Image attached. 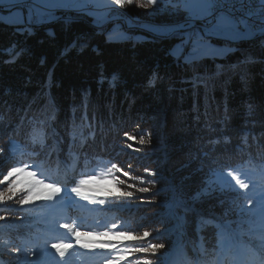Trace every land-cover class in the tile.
<instances>
[{
    "label": "trees",
    "instance_id": "obj_1",
    "mask_svg": "<svg viewBox=\"0 0 264 264\" xmlns=\"http://www.w3.org/2000/svg\"><path fill=\"white\" fill-rule=\"evenodd\" d=\"M152 7L122 10L169 22L163 12L153 15ZM56 14L57 20L30 26L0 22V150L8 153L0 151V179L19 161L45 179L58 178L62 160L76 161L84 179L106 174L115 163L129 172L123 177L112 169L135 185L122 186L133 198L91 205L84 218L92 216L102 230L115 223L135 235L148 231L144 241L131 242L135 246L164 243L155 255L130 256L133 264L137 256L152 264H231L217 225L238 227L234 193L213 187L211 195L191 198L221 171L264 187V38L235 43L223 57L189 62L170 53L175 39L125 29L145 38L110 40V24L96 27L78 12ZM141 138L148 143L141 145ZM140 187L151 191L140 193ZM62 205L38 200L0 206V264H26L39 258L46 242L50 252V243L70 240L65 229L51 230L55 222L67 223ZM243 206L250 207L246 201ZM255 239L260 234L250 225L240 228L242 245ZM43 260L47 264L50 257Z\"/></svg>",
    "mask_w": 264,
    "mask_h": 264
},
{
    "label": "snow or ice",
    "instance_id": "obj_2",
    "mask_svg": "<svg viewBox=\"0 0 264 264\" xmlns=\"http://www.w3.org/2000/svg\"><path fill=\"white\" fill-rule=\"evenodd\" d=\"M80 0H0V11L6 10L7 15H0V22H10L13 18H20L24 22V11L21 5H28L27 23L31 25L35 22H43L45 18L52 20L55 17V11L69 3H79ZM114 6V12L124 9L131 11V8L148 9L152 7L153 15L163 12L169 17V22L160 26L152 24H141L148 32L155 34L159 38H171L177 41L172 49L173 53L183 54L186 49H190L185 59L189 62L199 59L206 55H220L224 49L213 46V39H223L226 41H236L242 38L255 39L257 36L264 38V0H164V7L160 6L159 0H111ZM258 5V7L256 6ZM5 6L6 9H5ZM127 6V8H126ZM123 16L124 12H117ZM71 17L66 21L71 22ZM22 32L32 35L31 29H21ZM48 35L54 36L51 29H48ZM132 39V37H126ZM141 39V38H137ZM43 62V61H42ZM127 135V134H126ZM135 139V137H128ZM139 143L144 145L148 143L141 138ZM132 149L131 144L128 145ZM4 151L7 156L8 153ZM136 151V149H133ZM20 166H9L6 174L0 179V206L7 207V202L14 201L15 204L23 207L36 200L53 201L62 191L59 184L47 182L46 179L38 178L37 173L29 170V166L23 161L17 162ZM130 167V165H129ZM112 169L122 174L123 177H129V172L118 168L115 163ZM112 169L102 176L88 175L87 178L79 180L76 186L70 189L67 185L63 191L68 197L63 202L64 207H72L75 201L72 200V194L89 204L104 205L106 201L113 203L121 199L130 200L134 196L131 190H124L122 186L128 189L135 188L134 184H127L126 180L120 176L114 175ZM156 175V173H152ZM215 175V173H214ZM111 180L116 186V191L101 187L99 180ZM249 182H245L240 175L234 172H228L227 175L221 171L216 175V180L205 179L204 186L191 199L198 200L202 195H211L213 186L217 183L221 185L220 190L225 195L234 193V203L239 202V217L235 221L238 227L233 224L224 223L217 225L220 229L221 245L228 242L227 254L231 257V264H264V187L257 189L256 182L250 177ZM234 181V183H233ZM72 183H76L72 180ZM251 183V188H250ZM227 190V191H225ZM243 190V191H241ZM140 193L150 192L148 187H140ZM63 200V198H61ZM250 207H244V202ZM142 203H151L152 201H141ZM187 211H192L187 207L186 202L180 201ZM113 206H120L114 203ZM2 219V218H0ZM250 225V231H258L261 237L259 245L253 244L249 248L240 243V228L243 225ZM58 227L66 230L65 235L71 236L76 246L81 248L95 250L97 247L105 250L104 264H133L130 256L133 254H151L155 255L158 250L165 248L164 243H147L146 246H129L116 238L130 237L134 241H144L150 236L148 231L140 235H135L131 231L117 230V225L113 223L110 228L103 227V230L81 231L76 225L63 223ZM52 231L57 230V225H52ZM111 237L113 239H82V237ZM74 247L72 242L65 239H57L50 244V248L55 250L52 254L48 251L49 245L46 242L43 250L39 253V258L34 261H26V264H45L44 256L50 257L47 264H66L67 254ZM57 257L59 259H57ZM135 264H152L150 259L141 261L137 256Z\"/></svg>",
    "mask_w": 264,
    "mask_h": 264
},
{
    "label": "rangeland",
    "instance_id": "obj_3",
    "mask_svg": "<svg viewBox=\"0 0 264 264\" xmlns=\"http://www.w3.org/2000/svg\"><path fill=\"white\" fill-rule=\"evenodd\" d=\"M110 3H111V0H110ZM94 4L95 3L94 2L92 3V0H80L79 3H69V4L64 5L63 7H59V8L56 9V11H67L68 12V10L71 11V9L73 10V9H76L77 7H81L82 6L83 8H86L85 9L86 13L89 16L96 17L100 13L97 12L98 9L95 8ZM6 7L7 6H5V9H6ZM26 7H28L27 4L21 5V8L24 11V22H20V18L16 17V18H13L10 22H7L6 24H9V25H21V24H25L26 23V25L30 26L26 22L27 18H28V11H27ZM89 7H91V8H89ZM107 7H105L104 11H103L104 12L103 15L105 17H107L110 14V12H111L110 9L113 6L110 7V6L107 5ZM0 15H7L6 10L0 11ZM144 16L148 17L149 15H144ZM150 16L151 17L153 16L152 13H150ZM55 17L51 21H54V20H57V19L60 18V17H58L57 14L55 15ZM135 18H137V17H135ZM137 19H138L137 20L138 22L157 24V23H154V22L150 21V19H148V18H137ZM33 20L35 21V18H33ZM45 20L47 21L46 23H49V21H50L47 18H45L43 21H45ZM115 20H116V18L111 16L110 19H107L103 23L95 22V23H97V24H99L101 26H96L94 23H92V24L95 25L96 27L102 28L108 22L115 21ZM158 24L161 25V23H158ZM123 26H124V23H122V22L113 23L110 26V29L108 28L106 36L110 40H115V41L126 40V37H129V31H127L125 29L137 28L136 26H128V27L124 26V28H123ZM143 30H145V29H143ZM137 38L143 39V38H145V36H143L142 34L136 33V34H134V41L135 40L136 41L141 40V39H137ZM219 40H223V39H219ZM248 40L249 39H247L245 41H248ZM223 41H225V42L224 43H215V42L211 41V43L213 44L214 47L219 48V49H224L222 54H220V55H206V56H202V57H207V58L215 57V56L216 57H223L230 49H232L231 45L236 43V42L226 41V40H223ZM176 43H177V41L174 42V44L171 46L170 53L176 58H178V57L183 55V60L187 61L185 59V57L187 56V54L190 51V49L188 51H185L183 54L173 53L172 49L175 47ZM59 160L61 161V159H59ZM27 163L28 162H25V164H27ZM75 169H76V161H73L72 164L69 165V164L65 163L62 160L58 178L55 177L53 179H50V177H49L48 179H46V181L47 182H55V183L59 184L60 187H63V188H64L65 185H67V187L70 189L71 187L76 186V184L79 183V180L84 179L83 174L81 173V175L80 174L78 175L77 172L75 171ZM38 175H40V174H38ZM225 175H227V174H225ZM40 176H42V175H40ZM80 176H83V177H80ZM43 179H45V178H43ZM73 179L76 182L75 184L72 183ZM212 180L215 181L216 177H214ZM98 183H99V185L101 187L113 190V183L111 182L110 179L109 180H99ZM233 183H234V181H233ZM213 187L221 188V185L219 183H217ZM61 198H63V200ZM71 198L76 203H74L73 206L70 207V208L69 207L62 208L63 209L62 210L63 213H65V220L67 221V223L78 226L81 231L102 230L100 228V225H101L100 223H97V224L92 223V222L96 223V220L92 219V216L88 220H85V218H84L85 217L84 213H89V211L91 210V207H92L91 205H93V207L96 208V209H98L102 205L98 204V203L97 204H89L88 202L81 200L79 197H76L75 194H72ZM67 199H68V197L65 195V193L63 191V192H61L59 194V196L55 200L46 201V202H47V204H50V205H52V204L53 205H58V204H62ZM36 201H38V200H36ZM36 201L30 202V203H34ZM106 203H108V201ZM48 208H51V206L48 207ZM48 217H49V213L45 214L44 219H47ZM81 218L83 220H81ZM90 221H91V224H90ZM55 224L58 226L60 223L59 222H55ZM92 224H94V225H92ZM105 226H108V225H105ZM120 231H124V230H120ZM82 239L101 240V239H113V238H111V237H96V236H92V237H82ZM116 239H118L120 241H123L124 244H127L129 246L134 245L133 243H131L134 240H132L130 237H119V238H116ZM68 242L74 243V241H72V239L68 240ZM250 242H251V244H250V246H248L249 248L253 247V244L259 245L260 240L255 239V240H252ZM48 250H49V248H48ZM50 252L52 254H54L55 250H52ZM80 252H83V255H81ZM73 253H74V255L72 257H75V258L74 259L73 258L70 259L66 264H104V259H105V255H106L105 250L101 249L99 247H97L95 250H89V249L81 248V247L76 246V245L74 246ZM32 259H33V256L31 257V260ZM29 260H30V258L29 259L27 258L25 260V262L29 261ZM225 264H230V263H229V261H227Z\"/></svg>",
    "mask_w": 264,
    "mask_h": 264
},
{
    "label": "crops",
    "instance_id": "obj_4",
    "mask_svg": "<svg viewBox=\"0 0 264 264\" xmlns=\"http://www.w3.org/2000/svg\"><path fill=\"white\" fill-rule=\"evenodd\" d=\"M95 3L94 4V6H95V8L96 9H98L97 10V12L98 13H100V14H98L96 17H92V16H89L87 13H86V8H83L82 6L81 7H77L76 9H71V11H69L68 10V12L69 13H76V12H78V13H84V14H86L90 19H91V21H92V23H94L96 26H101V25H99V24H97V23H103V22H105L107 19H110V17L111 16H113L114 18H116V20L115 21H111V22H108L106 25H108V24H110V26L113 24V23H115V22H122V20H125L126 21V24H127V27L128 26H136L137 28H141V32H148V31H146V29L145 30H143L144 28L143 27H140L139 25H141V24H152V25H155V26H160L159 24L157 25V24H153V23H144V22H138L137 20V18H135V17H131V16H128V15H126V14H124L123 16H120V15H118L117 14V12H123V10L122 9H120V10H117V12H114V11H112L113 10V7H111L112 5H111V3H110V0H92V3ZM107 5L108 6H110L111 7V12H110V14L107 16V17H105L104 15H103V11H104V8L105 7H107ZM89 8H91V7H89ZM108 8V7H107ZM64 12H67V11H64ZM67 12V13H68ZM68 13V14H69ZM95 22H97V23H95ZM105 25V26H106ZM105 26H103V27H105ZM102 27V28H103ZM100 28V27H99ZM133 29V28H132ZM136 29V28H135ZM131 30V29H130ZM148 33H150V32H148ZM140 34H142L143 35V33H140ZM150 34H153V33H150ZM144 36V35H143ZM247 39H251V38H242V39H240V40H236V41H232V42H236V43H238V42H241V41H245V40H247ZM212 42H215V43H224L225 41H223V40H219V39H213L212 40ZM228 43V42H227ZM235 44V43H234ZM230 47V46H229ZM189 50V49H188ZM188 50H186V51H188Z\"/></svg>",
    "mask_w": 264,
    "mask_h": 264
},
{
    "label": "built area",
    "instance_id": "obj_5",
    "mask_svg": "<svg viewBox=\"0 0 264 264\" xmlns=\"http://www.w3.org/2000/svg\"><path fill=\"white\" fill-rule=\"evenodd\" d=\"M257 7H258V5H256ZM26 8H28V7H26ZM130 37H132V35H130Z\"/></svg>",
    "mask_w": 264,
    "mask_h": 264
},
{
    "label": "water",
    "instance_id": "obj_6",
    "mask_svg": "<svg viewBox=\"0 0 264 264\" xmlns=\"http://www.w3.org/2000/svg\"><path fill=\"white\" fill-rule=\"evenodd\" d=\"M67 17H65L64 19L66 20ZM41 26V25H40Z\"/></svg>",
    "mask_w": 264,
    "mask_h": 264
}]
</instances>
